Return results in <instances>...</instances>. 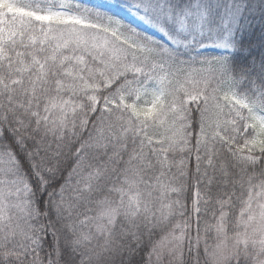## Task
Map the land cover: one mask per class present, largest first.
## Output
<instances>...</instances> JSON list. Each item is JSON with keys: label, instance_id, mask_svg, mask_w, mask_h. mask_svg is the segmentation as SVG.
<instances>
[{"label": "snow or ice", "instance_id": "6c2138e0", "mask_svg": "<svg viewBox=\"0 0 264 264\" xmlns=\"http://www.w3.org/2000/svg\"><path fill=\"white\" fill-rule=\"evenodd\" d=\"M201 245L264 264V0H0V264Z\"/></svg>", "mask_w": 264, "mask_h": 264}, {"label": "trees", "instance_id": "16d2710c", "mask_svg": "<svg viewBox=\"0 0 264 264\" xmlns=\"http://www.w3.org/2000/svg\"><path fill=\"white\" fill-rule=\"evenodd\" d=\"M19 2L24 3L27 2V0H19ZM74 0H56V3H73ZM84 3L87 4H91V3H96L98 2V0H83ZM253 2L258 3L259 0H253ZM132 19H135L134 17ZM253 23L255 25V27L253 29L250 30L249 33H245V42L248 43L249 41L252 43V51L253 54L256 55L257 57H259L260 52L262 51L261 47H260V35H261V18H260V14L259 12L256 13V15L253 17ZM209 55H216L218 54L216 50H212L210 49L208 51ZM189 170L191 172L195 171L194 168V160L189 162ZM66 175V173H65ZM190 191L185 193L186 197L190 196ZM185 203L188 205V207H191V200L190 199H185ZM81 213L84 214H88L91 215L93 213H85V210L83 208L80 209ZM80 218H83V216H81ZM177 219H179V217H177ZM203 220H208L211 221V214L209 213L207 216L203 217ZM82 231L87 232L88 231V227L85 226ZM192 236H195V228L193 227V231H192ZM211 243V241H209ZM96 244V241L92 242V245L94 246ZM193 256H195V252H193ZM139 257H136L135 260H138ZM204 256H203V245H201V255H200V264H204ZM187 264H193V262L191 260H188Z\"/></svg>", "mask_w": 264, "mask_h": 264}]
</instances>
